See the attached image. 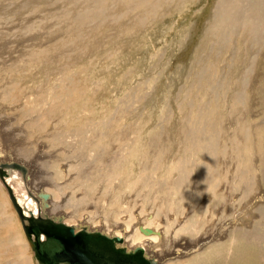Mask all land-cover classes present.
I'll list each match as a JSON object with an SVG mask.
<instances>
[{
  "label": "rangeland",
  "instance_id": "1",
  "mask_svg": "<svg viewBox=\"0 0 264 264\" xmlns=\"http://www.w3.org/2000/svg\"><path fill=\"white\" fill-rule=\"evenodd\" d=\"M33 1L0 0V163L16 160L29 167L30 174L27 179L20 173L14 179L13 185L18 192L34 194L39 198L41 193H37L38 189L43 187L42 194L52 193V196H48L52 203H48L47 209L52 208L54 211L53 207L61 205L64 221L79 229V224L89 221L92 226L98 225L93 229L105 231L113 228L111 231L129 235L141 221L146 220L145 223L158 226L160 230H163L167 221L174 222L175 226L171 230L166 228L168 236L159 235V246L157 243L158 248L155 249L157 253H171L175 250L169 234L178 236V242L183 239L180 252L194 251L180 256L171 254L168 260L175 262L172 264H264V21L258 20L261 39L253 40L247 33L237 37L235 41L231 35L222 43L220 37L211 32V27L208 28V21L213 17L217 0H183L180 5L178 0H172L167 7L157 2L154 9L150 5L151 13L145 11L142 5H131L129 0H107L104 6L111 7L110 14L117 15L112 12L114 10L121 12L120 18L123 20L119 19L116 24L107 21L105 24L93 26L92 30L85 26V17L78 18L76 12L87 2L88 5L94 4L93 0ZM137 2L140 3V0ZM76 4L79 6H75ZM148 4H152V0ZM58 7L61 12L57 11ZM130 8L131 12L128 11ZM66 15L70 16L69 19ZM43 17L46 19L42 20ZM54 18L56 21L53 23ZM70 20L81 23V30H73L70 23L71 27H68L65 22ZM29 24L35 25L29 28ZM230 27L231 24L227 21L226 28L230 30ZM236 31L243 33L238 25ZM67 52L70 55L67 56ZM231 58L236 60L235 64ZM70 67L72 72H68ZM55 75L57 80H54ZM3 90L9 92L3 93ZM240 93L247 100L243 98L244 102L238 103ZM206 110L215 115L207 114ZM214 121L217 126H214ZM195 122V126H208L214 133L217 132L219 146L208 152L204 140H201L203 149L206 148L204 151L191 145L186 126L191 127ZM200 130L196 138L199 134L203 137V131ZM79 132H87L90 136L84 145L83 136ZM120 132L123 133L122 136ZM209 133L211 130L208 131L207 128L204 136ZM211 134L209 135L212 136ZM151 138L153 142L150 143ZM41 142H44V147ZM186 157L187 160H184ZM179 163L181 168L177 169ZM42 165L45 166L44 169ZM182 170L184 176L188 172L186 177L189 179L180 176ZM7 173L8 171L5 175ZM178 173L179 177L176 175ZM41 174L45 180L36 178ZM144 176H148L146 180ZM180 178L189 183L186 200L181 197L183 190H174L179 187L177 181ZM139 180L145 187L135 188L134 185ZM160 182H163L164 188L157 191ZM182 182L183 180L180 183ZM215 184L218 185L217 189L213 188ZM56 187H63V190H57ZM3 188L8 196L4 195L0 187V208L6 209L0 217V264H22L18 254L20 251L23 255L30 256L33 264H38L35 263L37 258L28 244V236V241L25 239L23 228L15 229L18 224L15 218L11 219V223H6L10 214L13 211L16 214L17 210L6 185ZM1 197H4L3 200ZM9 203L12 210L7 205ZM154 206L156 208L153 209ZM168 208L173 210L169 211ZM156 211L157 215L154 213ZM185 213H193L196 218H203L209 223L203 224L201 235H198L204 236V241L198 243L199 247H194L199 239L196 234H190L182 227H177L176 233L174 232L176 226L187 220ZM148 214L151 215L152 223L150 219L147 222ZM160 219L164 223H160ZM22 225L24 227L23 222ZM12 229L17 230L22 239L24 237V247L19 235L11 232ZM206 233H214L216 237L211 239L212 235H207V238ZM131 237L135 241L140 240L141 236H137L136 231ZM19 244L22 246H18ZM183 244L192 247H187L186 251L182 249L185 246ZM159 248H162L161 251ZM163 263L168 264L166 261L161 264Z\"/></svg>",
  "mask_w": 264,
  "mask_h": 264
},
{
  "label": "bare ground",
  "instance_id": "2",
  "mask_svg": "<svg viewBox=\"0 0 264 264\" xmlns=\"http://www.w3.org/2000/svg\"><path fill=\"white\" fill-rule=\"evenodd\" d=\"M9 1V0H8ZM33 1V0H32ZM40 1V0H39ZM70 1V0H69ZM88 1V0H87ZM91 1V0H90ZM94 2V4H92V3H90L89 5H88V2H87V4H83V6H82V8H80L76 13H77V15H78V18H80V17H85L84 18V20H83V22H84V24H85V26L87 27H90V30H92V28H93V26H97V25H99V24H105L107 21H109V22H111V23H113V24H116V21H118L119 19H121L120 18V16H121V12L119 13L118 11H116V10H114V11H112V12H115V13H117V15L116 14H114V15H111L110 14V12L111 11H109L110 9H111V7H106V6H104V3L105 2H107V0H93ZM137 1H139V0H129L128 2L131 4V5H142L143 6V8L145 9V11L146 10H148V13H151V8L152 9H154V7H155V4L158 2L161 6H162V4H163V7H167V6H170L171 4H170V2L172 1V0H152V4H148V1L149 0H140V3L139 2H137ZM34 2V1H33ZM37 2V1H36ZM72 3L74 2V1H71ZM147 3V5L145 6L144 5V3ZM178 2H179V5L183 2V0H178ZM28 3V2H27ZM70 3V2H69ZM86 3V2H85ZM118 3V2H117ZM116 2H114V4H117ZM263 3H264V0H217V2L215 3V6H214V14H213V17L210 19L211 21H208L209 22V24H208V28L209 27H211L210 28V30H211V32L213 33V34H215V35H218L219 37H220V39H221V41H222V43H225V40L227 39V38H229V37H231V35H232V37H233V40L235 39H237V37H241V36H243L244 34H250L251 35V38L254 40H256V39H261V27L258 25V20L259 19H261V20H263L264 21V6H263ZM20 4V3H19ZM39 4V3H38ZM79 4L81 5V3L79 2ZM79 4H76L75 6H79ZM113 4V3H112ZM123 4V3H122ZM130 4H128L129 6H130ZM173 4V3H172ZM117 5H119V4H117ZM150 5H151V8H150ZM10 6V5H9ZM35 6V5H34ZM145 6V7H144ZM13 7V6H12ZM18 7H19V5H18ZM22 7V6H21ZM29 7H30V4H29ZM53 7H54V5H53ZM56 7V6H55ZM65 7V6H64ZM118 7H120V6H118ZM135 7V6H134ZM137 7V6H136ZM20 8V7H19ZM65 8H68V7H65ZM5 9V8H4ZM10 9V8H9ZM8 9V10H9ZM16 9V8H15ZM28 9V8H27ZM53 9V8H52ZM56 9V8H55ZM73 9V8H72ZM118 9V8H117ZM136 9V8H135ZM150 9V10H149ZM164 9V8H163ZM6 10V9H5ZM34 10V9H33ZM38 10V9H37ZM49 10H50V8H49ZM58 10H60L59 9V7H58V9H57V11ZM120 10V9H119ZM122 10V9H121ZM169 10V9H168ZM40 11H41V9H40ZM47 11V10H46ZM64 11V10H63ZM86 11V12H85ZM128 11H132V9L130 8ZM154 11V10H153ZM152 11V12H153ZM165 11V10H164ZM167 11V10H166ZM10 12V11H9ZM29 12H31V11H29ZM29 12H28V14H29ZM44 12V11H43ZM60 12H61V10H60ZM60 12H59V14H60ZM71 12V11H70ZM74 12V11H73ZM134 12V11H133ZM17 13H19V12H17ZM58 13V12H57ZM75 13V14H76ZM122 13H123V11H122ZM168 13V12H167ZM31 14V13H30ZM36 14V13H35ZM64 14H65V12H64ZM67 14V13H66ZM136 14V13H135ZM16 15H18V14H16ZM27 15V14H26ZM40 15V14H39ZM39 15H35V16H39ZM48 15V14H47ZM54 15H56V14H54ZM58 15V14H57ZM61 15H62V13H61ZM67 15H70V14H67ZM66 15V16H67ZM139 15V14H138ZM145 15V14H144ZM148 15H150V14H148ZM155 15V14H154ZM157 15V14H156ZM14 16V15H13ZM44 16V15H43ZM98 16H100V18L98 19ZM162 16V15H161ZM165 16V15H164ZM30 17V16H29ZM55 17V16H54ZM68 17V16H67ZM70 17V16H69ZM69 17H68V19H69ZM152 17V16H151ZM40 18V17H39ZM39 18H37V19H39ZM57 18V17H56ZM122 18H123V16H122ZM133 18V17H132ZM147 18V17H146ZM150 18V17H149ZM16 19V18H15ZM43 19H46V17L44 18H42V20ZM55 19V18H54ZM59 19V18H58ZM142 20H143V17L141 18ZM140 19V20H141ZM152 19V18H151ZM154 19H156V16L154 17ZM4 20L5 21H7V18H4ZM40 20V19H39ZM38 20V21H39ZM61 20V19H60ZM65 20V19H64ZM123 19H121V21H122ZM164 20V19H163ZM11 21V20H10ZM25 21V20H24ZM36 21V20H35ZM56 21V19L54 20V21H52L53 23ZM81 21V20H80ZM132 21V20H131ZM227 21H229L230 22V24H231V27H230V30L229 29H227L226 28V22ZM16 22V21H15ZM30 22V21H29ZM60 22H62V21H60ZM136 22V21H135ZM150 22V21H149ZM10 23V22H9ZM47 23H49L48 21H47ZM65 23H67L68 24V27H73V30H76V31H80L81 29H80V27H79V24L81 25V23H77V22H75V21H73V20H70L69 22H65ZM69 23H70V25L71 26H69ZM144 23V22H143ZM13 24H15V23H13ZM35 24H36V22H35ZM35 24H29V28H33L34 27V25ZM40 24V23H39ZM46 24V23H45ZM45 24H43L44 26H45ZM135 24V23H134ZM41 25V24H40ZM56 25H58V24H56ZM65 25V24H64ZM146 25V24H145ZM240 26L241 28H242V30H243V33L242 32H239V31H236V26ZM3 26H4V24H3ZM13 26V25H12ZM51 26V25H50ZM59 26V25H58ZM62 26V25H61ZM67 26V25H66ZM121 26H123V25H121ZM125 26V25H124ZM128 26V25H127ZM141 26H143V25H141ZM36 27H38V25L36 26ZM56 27V26H55ZM64 27V26H63ZM51 28V27H50ZM59 28V27H58ZM67 28V27H66ZM66 28H64L65 30H66ZM101 29V28H100ZM159 29V28H158ZM29 30V29H28ZM53 30V29H52ZM126 30V29H125ZM13 31V30H12ZM63 31V30H62ZM66 31H68V28H67V30ZM75 31V32H76ZM84 31V30H83ZM104 31V30H103ZM137 31V30H136ZM51 32V31H50ZM91 32V31H90ZM133 32V31H132ZM62 33V32H61ZM65 33V32H64ZM73 33V32H72ZM72 33H70V34H72ZM85 33V32H84ZM96 33V32H95ZM101 33V32H100ZM110 33V32H109ZM152 33V32H151ZM48 34V33H47ZM76 34H77V32H76ZM83 33H81V35H82ZM87 34V33H86ZM90 34V33H89ZM125 34V33H124ZM136 34V33H135ZM75 35V34H74ZM93 35V34H92ZM127 35V34H126ZM16 36V35H15ZM72 36V35H71ZM87 36V35H86ZM85 36V37H86ZM90 36V35H89ZM122 36H124L123 34H122ZM130 36V35H129ZM63 37V36H62ZM66 37V36H65ZM128 37V36H127ZM12 38V37H11ZM18 38V37H17ZM22 38V37H21ZM26 38V37H25ZM74 38H76V37H74ZM87 38V37H86ZM89 38V37H88ZM125 38V37H124ZM130 38V37H129ZM9 39V38H8ZM7 39V40H8ZM133 39V38H132ZM19 40H21V39H19ZM61 40H63V39H61ZM68 40V39H67ZM85 39H83V41H84ZM234 40V41H235ZM58 41V40H57ZM65 41H66V38H65ZM98 41V40H97ZM247 41H248V39H247ZM9 42H10V40H9ZM20 42V41H19ZM25 42V41H24ZM85 42V41H84ZM90 42V41H89ZM88 42V43H89ZM103 42V41H102ZM116 42V41H115ZM63 43V42H62ZM65 43H67V42H65ZM87 43V42H86ZM83 44V43H82ZM82 44H79V45H82ZM19 44H17V46H18ZM88 45H90V44H87V46ZM56 46V45H55ZM95 46V45H94ZM132 46V45H131ZM59 47V46H58ZM86 47V46H85ZM89 47H92V46H89ZM113 47V46H112ZM4 48V47H3ZM75 48H77V47H75ZM75 48L73 49L74 51H75ZM95 48V47H94ZM120 48V47H119ZM19 49V48H18ZM21 49V48H20ZM40 49V48H39ZM59 49V48H58ZM131 49V48H130ZM231 49V48H230ZM85 50V49H84ZM99 50V49H98ZM57 51V50H56ZM60 51V50H59ZM62 51V50H61ZM53 52V51H52ZM58 52V51H57ZM82 52V51H81ZM84 52V51H83ZM89 52V51H88ZM94 52V51H93ZM61 53V52H60ZM68 53V52H67ZM87 54V53H86ZM68 55H70L69 53L67 54V56ZM58 56V55H57ZM59 56H61V54L59 55ZM58 56V57H59ZM83 56V55H82ZM102 56H104V55H102ZM53 57H54V55H53ZM63 57V56H62ZM64 57H66V56H64ZM88 57H89V54H88ZM82 58H84V57H82ZM38 59V58H37ZM62 59V58H61ZM69 58H67V60H68ZM79 59H81V58H79ZM232 59V62H234V61H236V60H234L233 58H231ZM51 60V59H50ZM57 60V59H56ZM78 60V59H77ZM9 61V60H8ZM66 61V60H65ZM85 61V60H84ZM83 61V62H84ZM15 62V61H14ZM52 62V61H51ZM68 62H69V60H68ZM1 63V62H0ZM57 63V62H56ZM64 63V62H63ZM69 63H71V62H69ZM78 63V62H77ZM234 64H235V62H234ZM10 65V64H9ZM62 65V64H61ZM56 66V65H55ZM64 66V65H63ZM67 66V65H66ZM68 66H70V65H68ZM73 66V65H72ZM12 67V66H11ZM10 67V68H11ZM23 67V66H22ZM28 67V66H27ZM59 67V66H58ZM56 68V67H55ZM72 67H70V69H71ZM90 68V67H89ZM65 69V68H64ZM75 69H76V67H75ZM20 70V69H19ZM22 70V69H21ZM37 70L38 69H36V72H37ZM56 70V69H55ZM60 70H61V68H60ZM60 70H58V71H60ZM66 70V69H65ZM84 70V69H83ZM27 71V70H26ZM85 71V70H84ZM204 71V70H203ZM34 72V71H33ZM45 72H47V71H45ZM61 72V71H60ZM68 72H72V69L70 70V71H68ZM86 72V71H85ZM202 72V71H201ZM4 73V72H3ZM26 73V72H25ZM28 73V72H27ZM31 73V72H30ZM55 73V72H54ZM6 74V73H5ZM33 74V73H32ZM47 74V73H46ZM45 74V75H46ZM56 74H58V73H56ZM61 74V73H60ZM70 74V73H69ZM77 74V73H76ZM202 74H204V73H202ZM17 75V74H16ZM20 75V74H19ZM26 75V74H25ZM64 75V74H63ZM205 75V74H204ZM53 76V75H52ZM56 76V75H55ZM59 77V76H58ZM22 78V77H21ZM36 78V77H35ZM43 78V77H42ZM53 78V77H52ZM33 79V78H32ZM58 78H57V76H56V79H54V80H57ZM63 79V78H62ZM61 79V80H62ZM19 80V79H18ZM45 82H46V80H45ZM52 83V82H51ZM50 83V84H51ZM54 83V82H53ZM55 84V83H54ZM54 84H52V85H54ZM59 84V83H58ZM38 85V84H37ZM30 86V85H29ZM39 86H41V84L39 85ZM58 86V85H57ZM66 86V85H65ZM238 86V85H237ZM43 87V86H42ZM44 88V87H43ZM100 88V87H99ZM16 89V88H15ZM45 89V88H44ZM60 89V88H59ZM236 89V88H235ZM256 89V88H255ZM255 89H254V91H255ZM11 91V90H10ZM13 91H14V89H13ZM63 91V90H62ZM235 91V90H234ZM4 92H9V91H7V90H3V93ZM60 92V91H59ZM231 92V91H230ZM233 92V91H232ZM2 93V92H1ZM2 93V94H3ZM14 93V92H13ZM61 93V92H60ZM228 94H229V92H228ZM241 94V93H240ZM68 95H70V94H68ZM231 95V94H230ZM243 94H241V96H239L237 99V102L238 101H240V102H244L243 101V98H244V96H242ZM5 95H3V97H4ZM26 96V95H25ZM50 97V96H49ZM65 97V96H64ZM66 97H67V95H66ZM73 97V96H72ZM246 97H247V95H246ZM9 98H10V95H9ZM20 98V97H19ZM26 98V97H25ZM43 98V97H42ZM67 99V98H66ZM245 100H247L246 98H244ZM22 100V99H21ZM48 100V99H47ZM60 100V99H59ZM68 100V99H67ZM17 101V100H16ZM52 102V101H51ZM240 102H238V103H240ZM54 103V102H53ZM46 104V103H45ZM244 104V103H243ZM248 106V105H247ZM92 107V106H91ZM32 108V107H31ZM203 108V107H202ZM60 109H61V107H60ZM206 109V108H205ZM23 110V109H22ZM29 110V109H28ZM43 111H44V108L42 109ZM203 110V109H202ZM237 110V109H236ZM37 111V110H36ZM27 112V111H26ZM201 112H203V111H201ZM37 113V112H36ZM199 113V112H198ZM204 113V112H203ZM203 113H201V114H203ZM206 113L207 114H209V115H211V116H214L210 111H207L206 110ZM26 115V114H25ZM77 115V114H76ZM77 116H79V115H77ZM200 116V115H199ZM4 117V116H3ZM2 117V118H3ZM60 117H61V115H60ZM59 117V118H60ZM119 117V116H118ZM188 117V116H187ZM201 117V116H200ZM207 117V116H206ZM6 118V117H5ZM30 118V117H29ZM80 118V117H79ZM116 118V117H115ZM202 118V117H201ZM7 119V118H6ZM76 119V118H75ZM207 119V118H206ZM2 120H4V119H2ZM9 121V120H8ZM11 121V120H10ZM26 121V120H25ZM204 121V120H203ZM3 122V121H2ZM27 122V121H26ZM57 121H55V123H56ZM201 122V121H200ZM206 122V121H205ZM7 123V122H6ZM13 123V122H12ZM19 123V122H18ZM53 123V122H52ZM214 123H215V125L214 126H217L216 124V121H214ZM244 123V122H243ZM9 124V123H8ZM54 124V123H53ZM143 124H144V122H143ZM210 125H212V122H210L209 123ZM24 125H25V123H24ZM28 125H29V122H28ZM27 125V126H28ZM40 125V124H39ZM132 125V124H131ZM195 125H197V123L195 122L194 124H192V126L191 127H189V126H186V127H188V130H189V136H190V138H189V141H190V143H191V145H193V146H195V147H197L198 149H201L202 151H204L206 148V150L208 151V152H210V151H212L213 149H214V147L215 146H219L218 144H219V141H218V136H217V132L216 133H214V131H212V129L211 128H209L208 126H205V128L204 127H202V128H204V129H202V128H200L199 126H195ZM205 125H207V123L205 124ZM182 126H185V125H182ZM29 127V126H28ZM36 127H37V125H36ZM136 127V126H135ZM50 128V127H49ZM69 128V127H68ZM67 128V129H68ZM112 128V127H111ZM182 128V127H181ZM208 128V131L209 130H211V133H209V134H211L212 136H210L209 134H208V136H210V137H208V136H204L205 135V131H206V129ZM217 128V127H216ZM32 129V128H31ZM60 129V128H59ZM70 129V128H69ZM91 129V128H90ZM139 129V128H138ZM141 129V128H140ZM157 129V128H156ZM172 129V128H171ZM183 129H184V127H183ZM199 129H201L202 131H203V137L202 136H200V134H199V136H198V138H196L197 136H196V134L199 132ZM9 130V129H8ZM26 130V129H25ZM50 130V129H49ZM54 130V129H53ZM115 130V129H114ZM160 131H161V129H159ZM200 130V131H201ZM28 131V130H27ZM132 131H134V129L132 130ZM136 131V130H135ZM139 131V130H138ZM142 131V130H141ZM155 131H157V130H154V132ZM29 132V131H28ZM78 132V131H77ZM109 132V131H108ZM144 132V131H143ZM154 132H152V133H154ZM159 132V131H158ZM162 132V131H161ZM188 132V131H187ZM192 132L194 133V134H192ZM228 132V131H227ZM35 133V132H34ZM79 133H81L82 134V136H83V143H82V145H84V142L86 141V140H88V137H90V136H88L87 135V132H79ZM91 133V132H90ZM99 133V132H98ZM97 133V134H98ZM105 133H106V131H105ZM110 133V132H109ZM112 133V132H111ZM122 132H120L119 134H121ZM127 133V132H126ZM136 133V132H135ZM146 133V132H145ZM151 133V134H152ZM163 133V132H162ZM180 134H181V132H179ZM200 133V132H199ZM208 133V132H207ZM26 135H27V133H25ZM117 134V133H116ZM118 134V135H119ZM133 134V133H132ZM138 134V133H137ZM148 134V133H147ZM151 134H150V137H151ZM25 135V136H26ZM53 135V134H52ZM106 135H108V134H106ZM105 135V136H106ZM123 135V133L121 134V136ZM161 135V134H160ZM16 136V135H15ZM19 136V135H18ZM54 136V135H53ZM111 136V135H110ZM117 136V135H116ZM115 136V137H116ZM120 136V135H119ZM121 136H120V138H121ZM145 136V135H144ZM143 136V137H144ZM159 136V135H158ZM157 136V137H158ZM118 137V136H117ZM116 137V138H117ZM133 137V136H132ZM135 137V136H134ZM146 137V136H145ZM152 137H153V135H152ZM161 137V136H160ZM159 137V138H160ZM165 137H167V136H165ZM194 139H193V138ZM202 137V138H201ZM230 137V136H229ZM28 138V137H27ZM115 138V139H116ZM137 138H138V136H137ZM142 138V137H141ZM20 139V138H19ZM18 139V140H19ZM95 139V138H94ZM102 139H103V136H102ZM101 139V140H102ZM105 139V141L104 142H106V138H104ZM109 139H110V137H109ZM114 139V138H113ZM131 139V138H130ZM150 139V138H149ZM155 139V138H154ZM158 139V138H157ZM170 139V138H169ZM12 140V139H11ZM91 140V139H90ZM112 140V139H111ZM111 140H108V141H111ZM117 140H118V138H117ZM121 140V139H120ZM133 140H136V139H133ZM142 140V139H141ZM140 140V141H141ZM175 140V139H174ZM180 140H184V139H180ZM201 140L203 141H206L205 143H206V148L205 149H203V147H202V143H201ZM65 141V140H64ZM93 141H95L96 142V140H93ZM146 141V140H145ZM88 142H90V141H88ZM101 142H103V141H101ZM112 142V141H111ZM119 142V141H118ZM129 142V141H128ZM134 142V141H133ZM151 142H153L152 141V138H151V141H150V143ZM155 142V141H154ZM161 142V141H160ZM175 142V141H174ZM227 142V141H226ZM18 143H20V142H18ZM27 143V142H26ZM35 143V142H34ZM42 143V145H43V143L44 142H41ZM91 143V142H90ZM90 143H89V145H90ZM113 143V142H112ZM111 143V144H112ZM130 143V142H129ZM132 143V142H131ZM169 143H172V142H169ZM205 143H204V145H205ZM31 144V143H30ZM54 144V143H53ZM63 144V143H62ZM76 143H72V145H75ZM106 144V143H105ZM108 144V143H107ZM139 143H137V145H138ZM149 144V143H148ZM147 144V145H148ZM153 144V143H152ZM151 144V145H152ZM155 144V143H154ZM164 144H166V143H164ZM167 144H168V142H167ZM176 144H177V141H176ZM21 145V144H20ZM52 145V144H51ZM81 145V146H82ZM87 145V144H86ZM92 145V144H91ZM95 145L97 146V144L95 143ZM113 145V144H112ZM159 145V144H158ZM101 146H102V144H101ZM115 146V145H114ZM157 146V145H156ZM189 146V145H188ZM26 147H28L27 145H26ZM43 147H44V145H43ZM47 147H49V146H47ZM47 147H45L46 149H47ZM78 147V146H77ZM85 147V146H84ZM93 147H95V146H93ZM103 147V146H102ZM145 147V146H144ZM190 147V146H189ZM59 148H61V147H59ZM64 148H66V147H64ZM82 148V147H81ZM99 148H100V145H99ZM132 148V147H131ZM149 148V147H148ZM219 148V147H218ZM27 149V148H26ZM30 149V148H29ZM28 149V150H29ZM61 149H63V148H61ZM84 149V148H83ZM122 149V148H121ZM161 149V148H160ZM24 150H25V148H24ZM27 150V151H28ZM74 150V149H73ZM72 150V151H73ZM80 150V149H79ZM91 150V149H90ZM101 150H103V148L101 149ZM162 150V149H161ZM27 151H25V152H27ZM35 151V150H34ZM58 151H60V150H58ZM63 151V150H62ZM65 151V150H64ZM47 152V151H46ZM55 152H57V151H55ZM83 152V151H82ZM97 152H98V150H97ZM100 152V151H99ZM2 153V152H1ZM30 153V152H29ZM72 153V152H71ZM86 153V152H85ZM172 153V152H171ZM175 153V152H174ZM203 153V152H202ZM16 154V153H15ZM42 154V153H41ZM114 154V153H113ZM185 154V153H184ZM190 154V153H189ZM205 154V153H204ZM2 155V154H1ZM50 155H52V154H50ZM73 155V154H72ZM115 155V154H114ZM195 155V154H194ZM201 155H203V154H201ZM212 155V154H211ZM24 156H26V155H24ZM47 156H48V153H47ZM47 156H46V159H47ZM90 156V155H89ZM154 156V155H153ZM189 156V155H188ZM192 156V155H191ZM212 156H214V155H212ZM54 157V156H53ZM66 157V156H65ZM115 157V156H114ZM181 157V156H180ZM208 158H209V156H207ZM57 158H59V157H57ZM63 158V157H62ZM70 158V157H69ZM176 158V157H175ZM189 158V157H188ZM212 158H215V157H212ZM10 159H11V157H10ZM13 159V158H12ZM11 159V160H12ZM68 159V158H67ZM110 159V158H109ZM108 159V160H109ZM113 159V158H112ZM187 160V157L186 158H184V160ZM209 159H211V158H209ZM9 160V159H8ZM7 160V161H8ZM72 160V159H71ZM183 160V159H182ZM214 160V159H213ZM1 161V160H0ZM15 162H16V160H14ZM63 161V160H62ZM10 162V161H9ZM17 162H19L20 163V161H17ZM28 162V161H27ZM114 162V161H113ZM142 162V161H141ZM187 162H190V161H187ZM193 162V161H192ZM214 162V161H213ZM30 163V162H29ZM151 163V162H150ZM155 163V162H154ZM158 163V162H157ZM178 163V162H177ZM182 163V162H181ZM181 163H179L176 167H177V169H180L181 168ZM186 163V162H185ZM60 164V163H59ZM70 164V163H69ZM81 164V163H80ZM183 164H184V162H183ZM32 165V164H31ZM44 165H45V163H44ZM64 165V164H63ZM73 165V169H74V164H72ZM155 165V164H154ZM186 165V164H185ZM24 166V165H23ZM38 166V165H37ZM88 166V165H87ZM113 166V165H112ZM170 166V165H169ZM210 166V165H209ZM211 166H213V165H211ZM41 167H43V165L41 166ZM45 167V166H44ZM44 167H43V169H44ZM53 167V166H52ZM71 167V166H70ZM106 167V166H105ZM189 167V166H188ZM199 167V166H198ZM205 167V166H204ZM85 168V167H84ZM149 168V167H148ZM41 169V168H40ZM76 169V168H75ZM74 169V170H75ZM78 169H80V168H78ZM108 169V168H107ZM124 169H126V168H124ZM143 169V168H142ZM166 169V168H165ZM183 169H184V166H183ZM64 170V169H63ZM73 170V171H74ZM190 170V169H189ZM203 170V169H202ZM210 170V169H209ZM6 171H8V173H7V175L5 176V180H3L1 177H0V187L3 189V191H4V195L7 197L8 195H7V193H5V189L3 188L7 183L11 186V188H12V190H13V194H14V196L16 197V199H17V203H18V205H19V208H20V211H18L17 210V208H16V210H17V215H19V216H16V214H15V211H13V214L11 213L10 214V216L7 218L8 220L6 221V223H11V219H13V218H15V220H16V222L18 223V224H16V228L15 229H18V230H20V227L21 228H23V230H24V234L26 235L25 237V239L28 241V238H27V234H26V230H25V228L23 227V225H22V222L24 223V224H29L30 222H29V220H30V218H32V217H39V216H41V217H45V218H50L53 222H55V223H62V224H64L65 225V222H66V224H67V221H64V215H63V212L62 211H60V209H61V205H59L60 207H58V206H55V207H53V204H51L52 203V200H50L49 198L50 197H48V198H45L44 197V195L45 194H42L43 192H42V189H43V187H41V188H39L38 189V191L39 192H37V193H41L40 194V196H39V198L36 196V195H32V194H28L27 192H24V193H22L21 194V192L19 191L18 192V190L16 189V187H15V185H13V183H14V179H16V178H18L19 177V173L22 175V176H24L25 177V179H27V177L29 176V174H30V169H29V167H27L26 165L24 166V168H22V169H16L15 167H12V168H10V169H8V170H6ZM45 171H46V169H45ZM66 171V170H65ZM69 171V170H68ZM90 171V170H89ZM127 171V170H126ZM186 171H188L187 169H186ZM192 171H194V170H192ZM201 171V170H200ZM204 171V170H203ZM202 171V172H203ZM36 172V171H35ZM75 172V171H74ZM80 172V171H79ZM78 172V173H79ZM120 172V171H119ZM173 172V171H172ZM182 172L183 173H178V174H176L177 176L180 174V176L181 177H183V178H187V179H189L188 177H186L187 176V173H186V176H184L183 174H184V171L182 170ZM201 172V173H202ZM43 173V172H42ZM44 173H46V172H44ZM66 173V172H65ZM85 173V172H84ZM87 173V172H86ZM136 173V172H135ZM157 173V172H156ZM92 174V173H91ZM123 174V173H122ZM127 174V173H126ZM132 174V173H131ZM143 174V173H142ZM203 174V173H202ZM82 175V174H81ZM94 175V174H93ZM201 175V174H200ZM72 176H73V174H72ZM77 176V175H76ZM128 176V175H127ZM188 176H189V174H188ZM39 177L43 180H45V178L42 176V174L40 175V176H38V177H36V178H38L39 179ZM88 177V176H87ZM147 177L148 176H144V179L146 180L147 179ZM179 177V176H178ZM201 177H202V175H201ZM32 178V177H31ZM52 178V177H51ZM93 178V177H92ZM192 179V178H191ZM197 179V178H196ZM64 180H66L65 178H64ZM87 180V179H86ZM153 180V179H152ZM177 180V179H176ZM183 180V182L182 183H180L181 181ZM193 181H194V179H192ZM202 180V179H201ZM27 181V180H26ZM54 182L56 181V180H53ZM90 181V180H89ZM140 181V182H139ZM138 181V183H137V185H134V186H136L135 188H137V186L139 187V188H141V186H144L145 184L141 181V180H139ZM192 181V182H193ZM211 181H213V179L211 180ZM37 182H39V181H37ZM43 182V181H42ZM71 182V181H70ZM126 182V181H125ZM147 182H149V181H147ZM190 182V181H189ZM85 183V182H84ZM87 183V182H86ZM92 183V182H91ZM99 183V182H98ZM103 183V182H102ZM150 183V182H149ZM175 183V182H174ZM180 183V184H179ZM191 183V182H190ZM205 183H206V181H205ZM30 184V183H29ZM40 184V183H39ZM53 184V183H52ZM57 184V183H56ZM56 184H54V185H56ZM70 184V183H69ZM75 184V183H74ZM94 184H95V181H94ZM109 184V183H108ZM127 184H128V182H127ZM131 184V183H130ZM136 184V183H135ZM139 184H141V185H139ZM177 184L179 185V187L178 188H176V189H174V190H178V191H182L183 190V193H182V195H181V197L183 198V199H185L188 195H187V184H189L188 183V181H187V183H186V181L184 180V179H178V181H177ZM217 184H218V182H217ZM217 184H215L214 185V187L213 188H215L216 187V189H217ZM17 185V184H16ZM28 185V184H27ZM34 185V184H33ZM32 185V186H33ZM38 185V184H37ZM44 185V184H43ZM76 186L78 185V184H75ZM31 186V187H32ZM51 186V185H50ZM53 186V185H52ZM63 186V185H62ZM69 186V185H68ZM71 186V185H70ZM99 186V185H98ZM131 186V185H130ZM190 186H192V184L190 185ZM194 186V185H193ZM6 187H7V185H6ZM19 187V186H18ZM28 187V186H27ZM30 187V188H31ZM35 186H33V188H34ZM37 187V186H36ZM46 187H47V185H46ZM66 187V186H65ZM123 187H124V185H123ZM145 187V186H144ZM155 187V186H154ZM176 187V186H175ZM29 188V189H30ZM38 188V187H37ZM36 188V189H37ZM63 188V187H62ZM62 188H58L57 189V187H56V189L57 190H59V189H62ZM72 188H74L73 186H72ZM79 188H80V186H79ZM111 188H113V187H111ZM163 188H164V184H163V182H160L159 184H158V189H157V191H161V190H163ZM35 189V190H36ZM55 189V188H54ZM104 189V188H103ZM118 189H120V188H118ZM63 190V189H62ZM61 190V191H62ZM70 190H72V189H70ZM106 190H107V187H106ZM117 190V189H116ZM202 190V189H201ZM0 191H1V189H0ZM73 191V190H72ZM76 191V190H75ZM188 191H190V190H188ZM2 192V191H1ZM0 192V193H1ZM7 192V191H6ZM29 192V191H28ZM46 192V191H45ZM120 192H121V190H120ZM2 194V193H1ZM50 194L51 195H49L48 194V196H52V193L50 192ZM74 194V193H73ZM105 194H107V193H105ZM10 195V194H9ZM70 197H72V196H70ZM85 197V196H84ZM101 197V196H100ZM138 197V196H137ZM142 197V196H141ZM198 197V196H197ZM197 197H195V198H197ZM211 197H212V195H211ZM214 197V196H213ZM226 197V196H225ZM2 198V197H1ZM4 198V197H3ZM3 198L1 199V200H3ZM10 198H11V196H10ZM73 198V197H72ZM71 198V199H72ZM145 198V197H144ZM156 198V197H155ZM188 198V197H187ZM186 198V199H187ZM215 198V197H214ZM213 198V199H214ZM217 198V197H216ZM65 199V198H64ZM74 199V198H73ZM84 199V198H83ZM122 199V198H121ZM185 199V200H186ZM212 199V198H211ZM228 199V198H227ZM5 200V199H4ZM124 200V199H123ZM7 201H9V200H7ZM11 201V200H10ZM9 201V202H10ZM82 201V200H81ZM99 201V200H98ZM122 201V200H121ZM49 202H51L50 204H51V207H53V208H55V210L53 211V209L51 208V209H47V207H49L48 206V203ZM67 202V201H66ZM85 202V201H84ZM83 202V203H84ZM91 202V201H90ZM94 202V201H93ZM5 203V202H4ZM7 203V202H6ZM5 203V204H6ZM62 203V202H61ZM172 203V202H171ZM185 203V202H184ZM207 203V202H206ZM76 204V203H75ZM94 204H97V203H94ZM93 204V205H94ZM199 204V203H198ZM215 204V203H214ZM4 205V204H3ZM7 205H11L10 203L9 204H7ZM55 205V204H54ZM57 205V204H56ZM69 205V204H68ZM84 205V204H83ZM87 205V204H86ZM99 205V204H98ZM124 205V204H123ZM185 205H186V203H185ZM206 205V204H205ZM0 206H1V204H0ZM89 206V205H88ZM95 206V205H94ZM125 206V205H124ZM161 206V205H160ZM168 206V205H167ZM183 206V205H182ZM253 206V205H252ZM4 207V206H3ZM71 207V206H70ZM220 207H221V205H220ZM14 208V207H13ZM97 208V207H96ZM103 208V207H102ZM114 208V207H113ZM154 208H156L155 206L153 207V209ZM201 208V207H200ZM206 208V207H205ZM8 209V208H7ZM10 209H11V206H10ZM81 209V208H80ZM85 209V208H84ZM161 209V208H160ZM160 209H158V210H160ZM169 209V211H170V209L171 210H173L172 208H168ZM197 209V208H196ZM204 209V208H203ZM202 209V210H203ZM4 210H6V209H1L0 208V217H1V214L2 213H4L5 211ZM9 210V209H8ZM12 210V209H11ZM22 210V211H21ZM113 210V209H112ZM111 210V211H112ZM157 210V211H158ZM10 211V210H9ZM58 211H60V212H58ZM105 211H107L106 209H105ZM115 211V210H114ZM129 211V210H128ZM139 211V210H138ZM157 211L156 212H154V213H156V215H157ZM205 211V210H204ZM203 211V212H204ZM214 211V210H213ZM226 211V210H225ZM20 212V213H19ZM71 212V211H70ZM89 212V211H88ZM163 212V211H162ZM196 212H198V211H196ZM7 213H8V211H7ZM6 213V214H7ZM61 213V214H60ZM72 213H74V212H72ZM77 213V212H76ZM106 213V212H105ZM159 213V212H158ZM164 213V212H163ZM70 214V213H69ZM93 214V213H92ZM111 214H113V212L111 213ZM123 214V213H122ZM186 215H187V213H185ZM212 214V213H211ZM210 214V215H211ZM216 214H217V212H216ZM82 215V214H81ZM86 215V214H85ZM104 214L102 213V216H103ZM108 215V214H107ZM138 216L140 215L139 213L137 214ZM162 215V214H161ZM160 215V216H161ZM165 215H167V214H165ZM173 215V214H172ZM175 215V214H174ZM195 215V214H194ZM193 215V213H191V214H189V215H187L186 216V218H187V220H185L184 222H182V223H180V225H178V226H176L174 229H176L174 232L176 233V231H177V227L179 228L180 227V229H181V227H182V229L183 230H185V231H187V232H190V234H196L195 236H198L199 234H200V232H201V230L204 228V226H203V224L204 223H206V220H203V218H201V219H198V218H196L195 216ZM204 215V214H203ZM206 215V214H205ZM77 216V215H76ZM112 216V215H111ZM150 216V217H149ZM154 216V215H153ZM159 216V217H160ZM70 217V216H69ZM80 217V216H79ZM88 217V216H87ZM98 217V216H97ZM137 217V216H136ZM165 217V216H164ZM167 217V216H166ZM177 217V216H176ZM179 217H182V215L181 216H179ZM212 217V216H211ZM215 217V216H214ZM23 218V219H22ZM100 218V217H99ZM115 218H116V216H115ZM144 218V217H143ZM154 218V217H153ZM161 218V217H160ZM209 218V217H208ZM223 218V217H222ZM1 219H3V218H1ZM72 219V218H71ZM70 219V220H71ZM75 219V218H74ZM78 219V218H77ZM83 219V218H82ZM140 219V218H139ZM147 222L149 223V219H150V221L152 220L151 219V215H149L148 214V216H147ZM158 219V218H157ZM179 219V218H178ZM213 219H215V218H213ZM58 220V221H57ZM89 220V219H88ZM93 220V219H92ZM113 220V219H112ZM169 220V219H168ZM172 220V219H171ZM170 220V221H171ZM184 220V219H183ZM212 220V219H211ZM211 220H209V221H211ZM216 220V219H215ZM20 221V222H19ZM73 221V220H72ZM75 221H77V220H75ZM99 221V220H98ZM116 221V220H115ZM146 221V220H145ZM145 221L144 222H140V220H139V222L141 223H138V224H136V226H135V230H133L132 231V235L133 234H135V232L137 231V236L139 235V236H141L140 237V240H135V241H133L131 238V234H129V235H123V234H121V233H119L118 231L116 232L115 230H113V231H111V230H108V229H106L105 231H102V232H104L105 234H106V236L107 235H111V236H113V237H120V238H122V236H124L125 238L124 239H121V242H120V245H123V246H125V247H127V250L128 251H134L135 249H137V248H142L143 250H142V252L146 255V256H150V257H152L154 260V262H155V264H161L162 262H164V261H166L168 264H172V263H175V262H169V258H168V256H171V254H174L173 256H175V254L176 255H178L179 254V256L181 255V254H187L188 252L189 253H191L192 251H194V250H191V251H188L187 250V247H192V245L191 246H186L185 244H183V245H185L182 249L183 250H186V251H188V252H183L182 253V250H181V252H180V249H181V244L183 243L182 242V240L183 239H181L179 242H178V239L176 238V237H178V236H175L174 237V235L172 234V235H170L169 234V236L171 237L170 238V240H172L173 239V243H174V248H175V250L173 251V252H162L161 251V249H160V253H157L158 251H156L155 249H157L158 247H157V243H158V246H159V242H158V238H159V235L162 237V236H168L167 235V233H166V228H168L169 230H171V228L173 227V226H175V224H174V222H168L167 221V224H164V226H163V230H160L159 228H158V226H154V227H156V228H154L153 226H150V225H148L147 223H145ZM178 221V220H177ZM181 221V220H180ZM101 222V221H100ZM121 221H119V223H120ZM160 223H162L163 221L160 219V221H159ZM215 222V221H214ZM90 222L89 221H85L83 224H79L78 226H80V228L81 227H83V228H86V230L87 231H92V232H94V230L95 231H97L98 230V228H94L93 229V227H95L96 225H94V226H92L91 224H89ZM99 223V222H98ZM117 223H118V221H117ZM123 223V222H122ZM151 223H152V221H151ZM164 223V222H163ZM208 223V222H207ZM206 223V224H207ZM21 224V225H20ZM69 224V223H68ZM103 224V223H102ZM107 224V223H106ZM108 224H109V222H108ZM112 224V223H111ZM121 224V223H120ZM127 224V223H126ZM176 224H178L177 222H176ZM209 224V223H208ZM5 225V224H4ZM14 225V224H13ZM69 225H72V226H74L75 228H78L76 225H73V224H69ZM135 225V224H134ZM151 225H153V224H151ZM224 225V224H223ZM9 226V225H8ZM98 226V225H97ZM96 226V227H97ZM129 226H131V223H130V225ZM214 226V225H213ZM216 226V225H215ZM4 227V226H3ZM121 227H122V225H121ZM125 227H127V226H125ZM140 227H143V228H151V229H153L155 232L154 233H152V234H145V233H143L141 230H140ZM209 227H210V225H209ZM115 228V227H114ZM130 228V227H129ZM211 228V227H210ZM209 228V229H210ZM215 228V227H214ZM4 229V228H3ZM6 229V228H5ZM79 229V228H78ZM88 229H90V230H88ZM124 229V228H123ZM132 229V228H131ZM130 229V230H131ZM206 229V228H205ZM9 230V229H8ZM35 228L34 227H31V232H33L31 235H32V238L33 239H35V238H37L38 240H39V244L40 245H42L43 244V241L46 239V235L45 234H42L41 236L39 235V236H37L36 235V232H35ZM179 230V229H178ZM217 230H219V229H217ZM56 231V230H55ZM99 232H100V230H98ZM204 231H206V230H204ZM221 230H219V232H220ZM11 232H16V235L18 236L19 235V238H20V241H21V243H22V245H23V247L25 246V242H23V239H24V237H23V239H22V236L20 235V233H18L17 234V230L15 231L14 229H12L11 230ZM21 232V231H20ZM42 232V231H41ZM101 232V233H102ZM130 232V231H129ZM158 232L160 233V234H158ZM222 232V231H221ZM220 232V233H221ZM9 233V232H8ZM7 233V234H8ZM22 233V232H21ZM40 233V232H39ZM127 233V232H126ZM165 233V234H164ZM10 234V233H9ZM128 234V233H127ZM201 235V234H200ZM211 236L212 235V237H211V239H213V238H215L216 237V234H214V233H212V234H207L206 233V236ZM10 236V235H9ZM134 236H136V235H134ZM208 236H207V238H208ZM222 236V235H221ZM6 237V236H5ZM191 237V236H190ZM199 237V236H198ZM184 238V237H183ZM196 238V237H195ZM188 239H189V237H188ZM204 239V236H200L199 237V239L196 241L197 243H196V245H194V247H199V245H198V243H201L202 241H204L203 240ZM236 239H237V237H236ZM12 240V239H11ZM26 240H24V241H26ZM185 240V239H184ZM187 240V239H186ZM195 240V239H194ZM193 240V241H194ZM19 241V240H18ZM151 241V242H150ZM162 241V240H161ZM190 241V240H189ZM185 242V241H184ZM208 242H209V239H208ZM213 242H215L214 240H213ZM10 243V242H9ZM165 243V242H164ZM177 243H179V244H177ZM192 243V242H191ZM28 244H29V246L32 248V246H31V243L28 241ZM27 244V245H28ZM118 244V243H117ZM151 244H153V247L151 246ZM11 245V244H10ZM21 245V246H22ZM115 245V244H114ZM17 246V245H16ZM18 246H20V244L18 245ZM20 246V247H21ZM151 246V247H150ZM171 246V245H170ZM203 246V245H202ZM106 247V246H105ZM167 247H169V245L167 246ZM19 248V247H18ZM27 248V247H26ZM31 248H29V249H31ZM135 248V249H134ZM185 248V249H184ZM227 248V247H226ZM12 249V248H11ZM21 249V248H20ZM24 249V248H23ZM147 249H149L150 251H147ZM164 249V248H163ZM166 249V248H165ZM198 249V248H197ZM18 250V249H17ZM109 250V249H108ZM169 249H167V251H168ZM11 251V250H10ZM9 251V252H10ZM27 251V250H26ZM110 251V250H109ZM28 252V251H27ZM33 252V251H32ZM12 254H13V252H11ZM107 253V252H106ZM117 253V252H116ZM127 253V252H126ZM18 254L20 255V257H21V259H22V264H33L32 263V259H31V257L30 256H26V255H23L22 253H21V251L20 252H18ZM34 255V254H33ZM203 256H204V254H202ZM8 256V255H7ZM11 256V255H10ZM9 256V257H10ZM106 257V256H105ZM35 258V257H34ZM115 258V257H114ZM174 258V257H173ZM6 259H8V258H6ZM19 260H20V258H19ZM19 260H17V261H19ZM112 260H114V259H112ZM36 262L35 263H37L38 262V260H35ZM105 262V261H104ZM109 262H110V259H109ZM39 263V262H38ZM176 263H177V261H176ZM164 264V263H163Z\"/></svg>",
  "mask_w": 264,
  "mask_h": 264
},
{
  "label": "flooded vegetation",
  "instance_id": "3",
  "mask_svg": "<svg viewBox=\"0 0 264 264\" xmlns=\"http://www.w3.org/2000/svg\"><path fill=\"white\" fill-rule=\"evenodd\" d=\"M53 226L47 233L36 232L40 236L46 235L36 256L42 264H155L152 257L146 256L138 248L128 251L127 247L120 245L122 238L117 239V236H106L102 231L92 232L74 226V232L70 233L68 226L72 225L66 223L54 222Z\"/></svg>",
  "mask_w": 264,
  "mask_h": 264
},
{
  "label": "water",
  "instance_id": "4",
  "mask_svg": "<svg viewBox=\"0 0 264 264\" xmlns=\"http://www.w3.org/2000/svg\"><path fill=\"white\" fill-rule=\"evenodd\" d=\"M12 167H15L16 169H21V168H24L23 165H21L20 163L18 162H15V161H12L10 163H6V162H2L0 163V177L5 180V174H6V170L7 169H10ZM7 188H8V191H9V194L11 196V199L15 205V207L17 208L18 211H20V208H19V205L17 203V199L16 197L14 196L13 194V190L11 188V186L7 183ZM45 198L48 197L47 194L44 195ZM22 211V210H21ZM20 213V212H19ZM23 219V218H22ZM29 224H24V228L26 230V233H27V236L29 238V241L31 243V246H32V249L35 253V257L38 256V254L40 253V244H39V240L37 238L33 239L32 238V233L31 232V227H34L36 230L35 232L39 233L41 231L47 233L48 231L51 230V228H53L54 226V222L49 220V219H44L43 217L39 216V217H32L30 218L29 220ZM69 227V231L70 233H73L74 232V228L73 226H68ZM140 230L145 233V234H152L154 233L155 231L151 228H143V227H140ZM36 233V235H37ZM38 236V235H37ZM117 239H121L120 237H117ZM138 250L142 251L143 249L142 248H138Z\"/></svg>",
  "mask_w": 264,
  "mask_h": 264
}]
</instances>
